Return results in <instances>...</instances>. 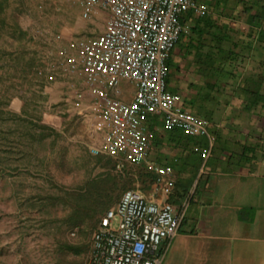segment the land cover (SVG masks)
Segmentation results:
<instances>
[{
	"label": "crops",
	"instance_id": "obj_1",
	"mask_svg": "<svg viewBox=\"0 0 264 264\" xmlns=\"http://www.w3.org/2000/svg\"><path fill=\"white\" fill-rule=\"evenodd\" d=\"M32 1L44 14V0ZM197 3L204 13L191 9L181 16L184 30L168 58L167 88L179 97L182 110L208 123L209 135L167 130L159 113L143 120L150 133L145 167L169 170L176 203L191 194L162 264H264V0ZM58 7L68 14L60 35L67 69L54 73L46 106L59 110L57 121L79 133L89 151L104 148L109 126L101 119L76 44L101 36L109 11L88 12L83 0H62ZM56 48L51 56L58 61ZM72 67L74 72L68 71ZM135 91L133 83L123 81L107 94L129 102ZM70 213H26L24 226L46 235L66 231L77 246L72 264H85L100 222L69 230L64 220ZM44 251H51L57 264L54 238Z\"/></svg>",
	"mask_w": 264,
	"mask_h": 264
},
{
	"label": "built area",
	"instance_id": "obj_2",
	"mask_svg": "<svg viewBox=\"0 0 264 264\" xmlns=\"http://www.w3.org/2000/svg\"><path fill=\"white\" fill-rule=\"evenodd\" d=\"M83 2L88 12L95 7L109 11L105 32L77 43L101 119L109 126L105 147H92L90 153L114 157L120 172L126 164H149L150 133L143 120L150 114H162L167 130L209 135L208 123L182 110L179 97L167 88L168 58L184 30L181 16L191 9L204 13L197 0ZM123 81L136 88L129 102L107 94ZM154 170L157 189L169 196L175 187L169 170ZM190 201L191 194L176 211L165 197L147 199L139 189L126 190L101 219L85 264H162Z\"/></svg>",
	"mask_w": 264,
	"mask_h": 264
},
{
	"label": "trees",
	"instance_id": "obj_3",
	"mask_svg": "<svg viewBox=\"0 0 264 264\" xmlns=\"http://www.w3.org/2000/svg\"><path fill=\"white\" fill-rule=\"evenodd\" d=\"M11 3L12 0H0V173L10 177L41 178L54 189L44 192V186H36L25 195L26 185L21 182L14 192L21 213L50 214L62 206L71 211L64 220L69 230L86 224L94 227L119 203L126 190L146 189L154 182V176L142 164H126L120 172L114 157L93 156L88 150L86 162L91 168L83 184L68 187L55 180L50 169L52 162L44 155V150L48 139L55 147L63 134L50 124L42 110L46 92L55 78L54 72L48 69L53 58L46 50L50 46L44 33L24 30L20 25L27 0H17V7L9 15L7 10ZM10 16L14 22L12 26L8 21ZM67 154V149H62L59 160L53 163L55 169L70 174L72 169ZM30 227L23 226L21 230L29 233ZM52 236L57 243V264H72L71 255L76 253V244L61 229Z\"/></svg>",
	"mask_w": 264,
	"mask_h": 264
},
{
	"label": "rangeland",
	"instance_id": "obj_4",
	"mask_svg": "<svg viewBox=\"0 0 264 264\" xmlns=\"http://www.w3.org/2000/svg\"><path fill=\"white\" fill-rule=\"evenodd\" d=\"M16 1L17 0H12L7 10L9 15H12V12L18 5ZM32 2V0H27V3H29L32 8H29V11H25L20 15V25L24 30L44 33V39L50 46L49 49L46 48V50L50 51L49 54L56 55L52 51L53 47L60 49L58 53L60 57L58 60L59 63L50 55L53 60H50V65H48V69L52 73L56 72V76H59L58 72H64L65 69H67V65L63 62V54L66 56L67 47L64 45L60 35L63 27L68 22V14L61 9H56L60 8L58 6H60L62 0H44V14L38 6L39 4H32ZM8 21L11 26L14 24L11 16ZM11 41L12 40L9 39V42ZM64 48L66 50L63 51ZM60 52L62 55H60ZM68 71L74 72V67L71 69L68 68ZM42 110H44V115L48 117L50 124L63 134V137L57 141L55 147L51 146V139H48L47 148L44 150V155H48L50 162H52L50 169L55 176V180H57L59 184L68 187H75L83 184L88 178L91 168L90 164L86 162L89 147L83 143L79 133H74V129L72 128L65 129V125H63L61 121H57V118H59V113H57V111L59 110L46 106V100ZM64 148L67 149V158L70 162V168L72 169L70 174L55 169L53 163V161L59 160L60 152ZM143 165L146 166L144 163L141 166ZM151 171L154 176V182L148 185L146 189L141 190L145 197L147 199L153 195L156 199L165 197L170 200L171 204L174 206L177 204L179 205L178 208H180L185 198L178 204L175 202L176 197L174 195L170 194L169 196H165L162 191L157 189L155 181L157 175L156 171ZM21 182L26 185L23 191L25 195L35 190L36 186H44V192L49 189L51 191L54 190L41 178L27 176L10 177L1 175L0 173V264H10L9 261L11 264H55L51 255L52 252L44 251V246L52 242V235H46L44 230L37 229L36 227L29 229V233H23L21 230L22 225L24 226V216L26 213L20 214L19 216V213H21L20 202H18V196L14 193L16 190L15 188H17ZM68 209L67 207L60 206L54 209V211H66ZM117 221L118 219L115 224H117Z\"/></svg>",
	"mask_w": 264,
	"mask_h": 264
}]
</instances>
